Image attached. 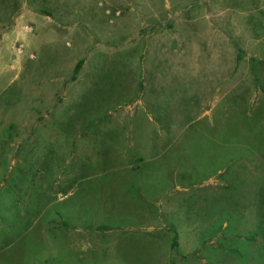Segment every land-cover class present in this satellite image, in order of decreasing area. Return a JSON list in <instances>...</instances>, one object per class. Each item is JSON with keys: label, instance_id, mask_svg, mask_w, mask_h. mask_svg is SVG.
Masks as SVG:
<instances>
[{"label": "rangeland", "instance_id": "374dc122", "mask_svg": "<svg viewBox=\"0 0 264 264\" xmlns=\"http://www.w3.org/2000/svg\"><path fill=\"white\" fill-rule=\"evenodd\" d=\"M9 29L0 264H264V0H0Z\"/></svg>", "mask_w": 264, "mask_h": 264}, {"label": "crops", "instance_id": "0c3cea01", "mask_svg": "<svg viewBox=\"0 0 264 264\" xmlns=\"http://www.w3.org/2000/svg\"><path fill=\"white\" fill-rule=\"evenodd\" d=\"M46 22L45 17L37 14L31 9H24V11L19 15L17 18L16 22L13 23V27L11 28L12 30L15 29L17 26H43V24ZM3 35V37L0 40V44L6 42V39L8 36H10L9 31ZM134 143L132 142L131 146H129L127 149L128 151H133V145ZM139 164H141V161H139ZM138 164V165H139Z\"/></svg>", "mask_w": 264, "mask_h": 264}, {"label": "trees", "instance_id": "16d2710c", "mask_svg": "<svg viewBox=\"0 0 264 264\" xmlns=\"http://www.w3.org/2000/svg\"><path fill=\"white\" fill-rule=\"evenodd\" d=\"M47 15H51L50 13L44 12ZM84 60H80L77 65L75 66V71H74V76L73 79H76L77 74L79 73V71L81 70V67L83 65ZM159 121H161V119L159 118ZM162 122V121H161Z\"/></svg>", "mask_w": 264, "mask_h": 264}]
</instances>
